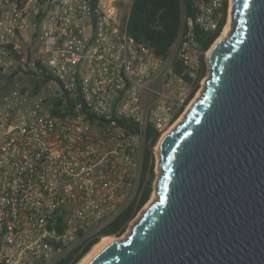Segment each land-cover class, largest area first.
Returning <instances> with one entry per match:
<instances>
[{
	"label": "built area",
	"instance_id": "1",
	"mask_svg": "<svg viewBox=\"0 0 264 264\" xmlns=\"http://www.w3.org/2000/svg\"><path fill=\"white\" fill-rule=\"evenodd\" d=\"M132 1L0 0V264H56L100 240L202 89L197 35L221 34L230 0L182 12L165 57L127 33Z\"/></svg>",
	"mask_w": 264,
	"mask_h": 264
},
{
	"label": "water",
	"instance_id": "2",
	"mask_svg": "<svg viewBox=\"0 0 264 264\" xmlns=\"http://www.w3.org/2000/svg\"><path fill=\"white\" fill-rule=\"evenodd\" d=\"M230 3L203 90L159 142L155 201L88 264H264V0Z\"/></svg>",
	"mask_w": 264,
	"mask_h": 264
},
{
	"label": "trees",
	"instance_id": "3",
	"mask_svg": "<svg viewBox=\"0 0 264 264\" xmlns=\"http://www.w3.org/2000/svg\"><path fill=\"white\" fill-rule=\"evenodd\" d=\"M195 3L196 0H133L126 20V31L136 41L148 45L157 56L165 57L176 38L181 13L191 15ZM219 35L220 28L212 33H199L197 40L201 50H208ZM201 61L205 66L203 56ZM202 74L201 72L200 75ZM121 124L129 129L135 128L127 121ZM147 137L150 138L151 135L148 134ZM148 154L150 151L146 149V155ZM153 178L154 173L151 171L140 197L101 231L102 237H119L126 231L129 223L150 198ZM98 241L99 238H95L76 257L68 254L56 264H78Z\"/></svg>",
	"mask_w": 264,
	"mask_h": 264
},
{
	"label": "bare ground",
	"instance_id": "4",
	"mask_svg": "<svg viewBox=\"0 0 264 264\" xmlns=\"http://www.w3.org/2000/svg\"><path fill=\"white\" fill-rule=\"evenodd\" d=\"M230 9H231V6H230ZM230 21L231 20H229L228 24L226 25V27L224 28V30L221 32L220 36L213 42L212 46L209 48V50L207 52V58L211 54V52L214 50V48H215L216 44L218 43V41H220L221 39H223L230 32ZM202 90H203V87L200 90V92ZM200 92L198 93V95L195 97V99L193 101H195L199 97ZM158 145H159V143H158ZM158 145L156 147V150L158 149ZM155 199H156V193L154 191V197L149 202L151 203V202L155 201ZM149 202L147 204H150ZM124 238L123 237H121V238H112V237H109V236L102 237L98 241V243L95 244L91 248V250L83 257V259L78 264H88L89 261L92 260V259H94V257L97 256L99 254V252H101L104 249V247H106L112 240L113 241L114 240H124Z\"/></svg>",
	"mask_w": 264,
	"mask_h": 264
},
{
	"label": "rangeland",
	"instance_id": "5",
	"mask_svg": "<svg viewBox=\"0 0 264 264\" xmlns=\"http://www.w3.org/2000/svg\"><path fill=\"white\" fill-rule=\"evenodd\" d=\"M230 20V19H229ZM212 46V45H211ZM208 73H209V69H208ZM208 73H207V75H206V77L208 76ZM206 79V78H205ZM17 85L15 84L14 86H12V87H16ZM158 163V162H157ZM158 175H159V169H158V167H157V169H156V172H155V174H154V178H153V181H152V188L154 189V191H155V185H156V181H157V179H158ZM153 198V197H152ZM151 198V199H152ZM150 199V200H151ZM150 203V202H149ZM142 212V211H141ZM141 214V213H140ZM140 214L138 215V216H136L130 223H129V225H128V227H127V229H126V231L121 235V236H119V237H112V238H121V237H125L126 236V234H128V232H129V229H130V226H131V224L140 216Z\"/></svg>",
	"mask_w": 264,
	"mask_h": 264
}]
</instances>
